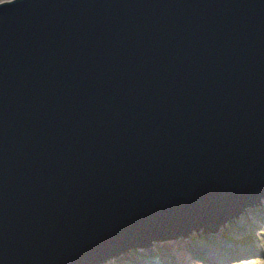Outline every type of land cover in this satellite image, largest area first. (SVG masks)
Instances as JSON below:
<instances>
[{
  "label": "water",
  "instance_id": "1",
  "mask_svg": "<svg viewBox=\"0 0 264 264\" xmlns=\"http://www.w3.org/2000/svg\"><path fill=\"white\" fill-rule=\"evenodd\" d=\"M262 198L264 0L0 1V264L223 243Z\"/></svg>",
  "mask_w": 264,
  "mask_h": 264
},
{
  "label": "rangeland",
  "instance_id": "2",
  "mask_svg": "<svg viewBox=\"0 0 264 264\" xmlns=\"http://www.w3.org/2000/svg\"><path fill=\"white\" fill-rule=\"evenodd\" d=\"M254 206L255 205H253V207ZM260 206L261 207L257 209H252V207H249L245 209L244 212L232 218V220H228V222H226L222 226V228L218 227V234L223 243L214 240V238L211 239L206 237V240V238H204L205 234L202 236L201 233H199L198 235L200 236V238L197 235H191V242H195L200 239L202 240V242L205 240L212 242L210 244V249H213V255H215V253H217L216 251L218 250L219 256L209 262H202L198 259V257L194 256L198 260L195 258V260H193L192 257H190L186 262L188 264H264V198H262ZM178 241V238L173 239L169 242L168 245L171 246L175 244L176 248L178 247V245L176 244ZM203 248L205 249V247ZM180 249L181 247H178L177 250L174 252L178 259L181 258L180 254L181 252H183ZM162 251H165L166 256H161V254L158 257L156 255V252ZM136 252L137 251L127 252V257L136 264H160V259H162V257L165 261V264L169 261L171 262L170 257H168L167 251L165 249L163 250V248L155 249V251L153 252L150 248L149 254L148 249L143 251V254H148L147 256L144 255L146 258H143L142 256L138 257L136 255ZM138 253L141 254L140 252ZM119 256H114L116 259H114L113 264H126L125 259L121 260V258H118ZM204 256L211 258V254H204ZM155 257H158V259H154ZM175 259L176 257H174V260Z\"/></svg>",
  "mask_w": 264,
  "mask_h": 264
},
{
  "label": "bare ground",
  "instance_id": "3",
  "mask_svg": "<svg viewBox=\"0 0 264 264\" xmlns=\"http://www.w3.org/2000/svg\"><path fill=\"white\" fill-rule=\"evenodd\" d=\"M250 207V206H249ZM249 207H247V208H249ZM252 207V209H257V208H260V206H257V205H255L254 207H253V205L251 206ZM247 208H244L243 209V211H245V209H247ZM251 209V210H252ZM242 211V212H243ZM242 212H240V213H242ZM240 213H238V214H240ZM237 214V215H238ZM226 223V222H225ZM224 223V224H225ZM223 224V225H224ZM198 234H199V232H198ZM210 238V234H208V235H205V237L204 238ZM200 238V237H199ZM207 238H206V240H207ZM173 239H177V238H168V240L166 241V242H164V243H162V244H160V243H158V242H155V243H157V244H154V242H152V244H150L151 245V247L153 246V248H152V252L153 251H155V249H158V248H163V250L165 249L166 251H167V253H168V257H170V260H171V262L169 261V262H167L166 264H188L186 261L190 258V257H192V259L193 260H195V259H197V258H195V257H198V259L199 260H201L202 262H209V261H211L212 259H214V258H216V257H218L219 256V254H218V250L216 251L217 253H215V255H213L214 254V252L210 249L211 248V243L212 242H209V241H203L202 242V240L200 239V240H197V241H193V242H191V240H188V237L186 236L185 238H181V237H178V239H179V241L176 243L177 245H178V247H181V251H183V252H181V258L180 259H178L177 258V256L174 254V252L177 250V248L178 247H176L175 248V244L174 245H171V246H169L168 244H169V242L170 241H172ZM154 244V245H153ZM203 247H205V249L203 248ZM134 248H132V250L131 249H128V250H126L122 255L123 256H119V255H117V256H119L118 258L120 259L121 258V260H124L125 259V263L126 264H136L135 262H132L127 256H128V254H127V252H129V251H134L133 250ZM147 249H150V248H147ZM146 248H144V249H142L143 251H145V250H147ZM142 250H139V251H141L142 252ZM173 253V254H172ZM220 253V252H219ZM143 254V253H142ZM148 254H149V250H148ZM147 254V255H148ZM162 254V255H161ZM204 254L205 255H208V254H211V258H209V257H207V256H204ZM125 255V256H124ZM136 255L139 257V256H141L138 252H136ZM156 255L159 257L160 255L161 256H166V254H165V251H162V252H156ZM204 256V257H202V256ZM195 256V257H194ZM158 257L156 258H154V259H158ZM174 257H176V261L174 260ZM195 258V259H194ZM114 259H116L114 256L112 257V258H107L106 260H104L102 263H100V264H113V262H114ZM118 259V260H119ZM197 259V260H198ZM108 260V261H107ZM107 261V262H106ZM214 261V260H213ZM106 262V263H105ZM160 264H165V261L163 260V257H162V259H160Z\"/></svg>",
  "mask_w": 264,
  "mask_h": 264
}]
</instances>
